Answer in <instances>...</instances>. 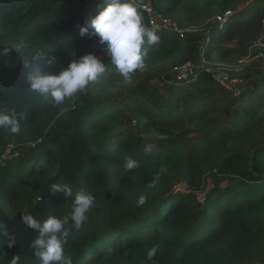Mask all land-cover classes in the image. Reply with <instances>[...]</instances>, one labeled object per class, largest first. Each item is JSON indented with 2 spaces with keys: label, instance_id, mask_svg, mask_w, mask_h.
<instances>
[{
  "label": "trees",
  "instance_id": "trees-1",
  "mask_svg": "<svg viewBox=\"0 0 264 264\" xmlns=\"http://www.w3.org/2000/svg\"><path fill=\"white\" fill-rule=\"evenodd\" d=\"M244 1L136 0L151 2L159 15L173 18L184 30L202 27ZM99 4L0 0V48H13L0 57V108L27 116L18 133L0 127V264H10L15 256L19 264H40L30 247L34 233L21 222V213L42 220L64 215L81 190L96 199L89 212L93 216L70 233L64 246L73 264H153L147 252L156 244L155 264H264V83L237 94L224 88L233 95L226 99L220 96L223 88L196 65V77L173 80L168 95L142 89L109 102L105 93L124 82L108 59L102 61L106 73L88 90L87 99L77 93L52 107L29 90V73L55 74L72 59L104 50L98 38L79 34L85 21L98 14ZM217 24L205 57L202 47L194 60L226 62L261 41L264 0L246 18L231 17L222 28ZM155 31L159 43L144 45L145 69L133 77L140 85L153 70L189 53L200 39L194 32L185 41L178 34ZM236 38L242 50L221 45ZM21 43L25 47L17 51ZM186 85H191L187 94ZM153 132L165 140L145 156V139ZM13 145L22 146V155L3 159ZM127 158L139 160L140 167L126 170ZM209 172L216 181L202 200L170 190L180 182L203 189ZM157 174L159 181L150 187ZM52 183L70 185L73 197L52 193ZM141 195L147 200L138 206ZM32 196L41 202L34 204ZM9 235L15 236L11 249Z\"/></svg>",
  "mask_w": 264,
  "mask_h": 264
},
{
  "label": "clouds",
  "instance_id": "clouds-1",
  "mask_svg": "<svg viewBox=\"0 0 264 264\" xmlns=\"http://www.w3.org/2000/svg\"><path fill=\"white\" fill-rule=\"evenodd\" d=\"M141 4L146 3H137L136 0H100L98 14L87 19L85 26L79 28L82 38H98L99 43L105 45L104 55L110 58V64L126 84L133 82L137 71L145 69L144 45L158 44L160 40L155 29L145 24L139 10L147 14L150 24L151 17L141 8ZM24 47L22 43L15 46L17 51ZM12 52L11 46L0 48V57H7ZM54 59H48V64H52ZM28 63L29 59H26L24 64ZM106 71L107 65L95 54L89 53L79 59H72L67 67L58 73H44L39 70L35 74L29 73L26 83L33 94L43 98L49 106L57 107L70 101L77 93L83 92ZM195 77L190 76L191 79ZM25 120L27 116L22 112L0 108V127L8 128L12 133H18L21 122ZM154 150L155 145L152 143H146L142 149L145 156L151 155ZM124 167L128 171L137 169L140 167L139 160L127 158ZM159 179L160 175L157 174L149 186H154ZM48 189L52 193H62L64 198L73 197V189L68 184L52 183ZM95 199L91 192L78 191L66 214L46 220L39 216L34 217L31 213H21V222L34 233L30 247L40 264H73L72 258L65 255L64 246L72 231H79L88 223V214L95 204ZM146 200V196L141 195L137 205L143 206ZM14 244L15 236L9 235L7 247L11 249ZM159 247L160 245L156 244L147 252V257L153 264ZM19 261L20 257L15 256L10 264H19Z\"/></svg>",
  "mask_w": 264,
  "mask_h": 264
},
{
  "label": "rangeland",
  "instance_id": "rangeland-1",
  "mask_svg": "<svg viewBox=\"0 0 264 264\" xmlns=\"http://www.w3.org/2000/svg\"><path fill=\"white\" fill-rule=\"evenodd\" d=\"M259 0H247L244 1L238 9H234V17H240L243 19L246 18V12L253 10L254 5L257 4ZM150 5L149 16L156 19L158 16H160L158 13H156V9L154 5L151 2H148L146 4H141V6ZM148 11H146L148 13ZM169 19L171 20L170 25L168 28L164 27L163 20L157 18L158 27H153L154 29L164 31L167 35H173L178 34L179 37L180 33L175 31L174 28V19L169 17H163V19ZM222 28V25L225 22L222 23L218 21ZM206 23V22H205ZM202 24V27H197L193 29L184 30L181 29L178 25L176 27L182 31L184 34L183 37H180L181 40H188L189 36L188 32H194L200 36V39L197 42H193L191 45L189 53L185 51L184 54L179 56L173 63L170 65L159 69V70H153V72L150 75H147L143 79H145V82L140 85L139 81H133L131 84H122L118 87H113L112 89L108 90L103 99L108 100L109 102H113L115 100H122L126 96H128L131 93H134L136 91H141L142 89H149V90H156L157 92L161 94H167L169 93L170 87L173 86L175 83L173 80L175 79H185L184 81H188L190 76H194V68L196 65H200L201 68L206 69L208 73L211 75V78L213 79V82L217 84L218 87H223V90L220 94V96L225 97L227 99V96H229V99L232 98V94L230 93H241L242 90L250 89L256 84L264 83V30L262 34V40L258 41L257 44L248 46L245 51H243L242 54H239L238 56L234 55L231 59H229L226 62L222 61H210L207 62L204 60L203 62L197 60H194L195 54L198 50H200L203 47L202 54L205 57V54L208 52V49L210 47V43L208 44L207 40H211V42L214 41L216 34H217V20H211L206 24ZM185 37V38H184ZM203 40V41H202ZM202 42V44H201ZM206 43V46H204ZM215 43L218 44L217 41ZM224 48H230V49H241L238 46V39L236 38L234 41L229 42H223L221 44ZM242 50V49H241ZM92 54H95L97 57H99L102 61L108 60V58L104 55V51L98 52L96 50L91 51ZM110 59V58H109ZM202 59L203 56H202ZM189 74V76H188ZM183 77V78H182ZM99 78H97L98 80ZM96 80V81H97ZM91 82L87 88L81 92L78 93L79 95L84 96V98H88V90H91L92 85L96 82ZM228 83L232 84L233 92H225V89H228ZM142 87V88H141ZM222 89V88H221ZM185 93H189L191 90V85H186ZM193 91L196 94L202 93L201 89L194 88ZM229 91V90H228ZM136 125V122H134ZM193 136V135H192ZM165 140V137H162L156 132H153L151 135L148 136V138L145 139L146 143H152L155 145V147L159 146L163 141ZM22 146L19 145H13L10 148L7 149V152L3 159L5 160H11L14 157H18L19 155H22ZM214 173L209 172L206 176V186L203 189L200 190H192L189 188L187 184L184 182H180L177 184H174L170 187L171 192H177L182 193L184 195H195L199 200H202L204 198V195L209 190L211 184L216 181L214 178ZM223 178V177H219ZM225 179V178H224ZM32 201L34 204L41 202L39 199V196L34 197L32 196ZM93 216V213L89 214V218Z\"/></svg>",
  "mask_w": 264,
  "mask_h": 264
},
{
  "label": "built area",
  "instance_id": "built-area-1",
  "mask_svg": "<svg viewBox=\"0 0 264 264\" xmlns=\"http://www.w3.org/2000/svg\"><path fill=\"white\" fill-rule=\"evenodd\" d=\"M149 7H150V5H149V6H148V5L141 6V8H142L143 10H145V11H148V9H150ZM148 14H149V11H148ZM233 15H234V11H227L224 15L217 16V17H216V20H217V22L220 21V22H222V23H224V22L227 23V22L229 21V19H230ZM157 18L163 20L164 27L168 28V26H169L170 23H171V20L166 19V18L163 19L162 16H158ZM157 18L154 19V18L151 16V25H152L153 27H158ZM173 26H174L176 32L180 33V35L182 34L180 37H183L184 34L182 33V31L179 30V29L176 27L175 24H174ZM182 78H183V77H182ZM228 85H229V86H228V89H226V90L231 91V86H230L231 84L228 83Z\"/></svg>",
  "mask_w": 264,
  "mask_h": 264
}]
</instances>
